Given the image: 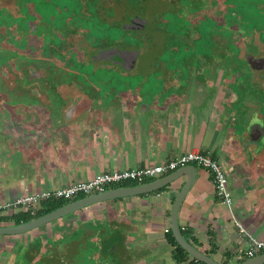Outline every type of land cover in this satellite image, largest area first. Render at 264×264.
<instances>
[{"label": "crops", "instance_id": "obj_1", "mask_svg": "<svg viewBox=\"0 0 264 264\" xmlns=\"http://www.w3.org/2000/svg\"><path fill=\"white\" fill-rule=\"evenodd\" d=\"M136 68L141 79L112 82L106 96L81 101L83 106L47 139L36 142L30 136L20 144L16 131L4 138L0 130V205L100 172L155 165L193 149L206 151L224 168L232 193L230 208L216 195L212 173L196 164L193 170L188 163L142 182L111 185L107 189L180 173L167 186L91 204L65 215V222L72 219L80 225L101 217L108 226H121L120 245L109 241L97 254L107 264H191L194 259L188 253L182 262L175 261L177 245L168 238L170 233L173 236L172 203L188 181L191 185L176 215L185 238L225 264L250 258L244 253L248 239L239 233L232 214L247 231L264 238V142H258L253 127L244 133L242 123L248 121L238 118L236 106H230L227 70L187 66L179 74L172 68ZM37 234H31V240L39 243ZM23 239L24 233L0 234V263L15 264L19 244L26 247Z\"/></svg>", "mask_w": 264, "mask_h": 264}, {"label": "flooded vegetation", "instance_id": "obj_2", "mask_svg": "<svg viewBox=\"0 0 264 264\" xmlns=\"http://www.w3.org/2000/svg\"><path fill=\"white\" fill-rule=\"evenodd\" d=\"M141 1L142 0H16V2H18L19 10L22 12L20 15L15 16L6 6H0V23H4L7 27L15 25L14 31L10 32L7 30V33L5 34L6 36L0 37V51H4L5 48H9L7 51L9 50L10 53L14 54L16 51H21V54H18V57L21 60H27V65L30 64V62H39L43 65L46 61H42L38 58L39 54L43 53L47 55L48 53L53 52L55 59L64 61L65 65L69 62V58L70 62L72 61L79 66L81 71H86L84 69L88 68V66L79 63L80 59H78V56L76 55L81 54L83 50H76L65 54L56 49L62 41L63 33L61 28L63 26L71 25L79 32L82 29L85 30L93 43H97V39L104 36L103 34H106L105 32L119 33L121 31L129 34V36L130 34L132 37L134 36V40L143 39V43H151L145 46L154 47L156 44L155 35L152 34V30L149 29L153 28V26L151 25V27H149L145 22H148L151 17L160 18L163 15L164 17H167V15L173 14L172 16L175 17L178 22H182L187 26L188 35L186 37H177L178 34L176 32H169L166 29L164 30V34L162 33V35H164L163 40L167 41L168 39H171V43L165 45L172 50V53L167 60H174L175 57H179L178 54L180 52L185 54V52H189L193 47L197 48L199 46L210 48L204 50L192 49L194 54L191 55V57L194 58L197 57V55H201L205 58L213 51L218 52L217 54L221 55L224 50H219L217 48L218 41L216 40L215 34L221 35L231 21V16H234L238 12L240 13V11L245 12L246 9V19L240 17L241 19L238 18V20L254 29V31L256 30L254 46L249 47L250 45H246L243 42L244 39L239 33L230 31L225 39L228 48L223 53L227 54L231 51V48L235 51L239 50L238 45H236L237 43L233 42V40H238L239 42L242 41V47L245 48H242L241 50L244 55L235 60L234 64H213L211 62L210 64H205L200 63L198 59L196 62H193L192 59V62L190 63H185L186 60H184V64L159 63V61L157 63H154V61L147 63L149 62V56H145L147 60H143L142 56L150 55L151 50L144 48L140 49L144 45L124 43L120 45L119 49H123L124 51L120 53L117 52V54L113 52V46L119 42L115 39L107 38V44L112 45L110 47L106 44L100 46L102 50L104 49L105 55L108 56V64L105 65V67H96V70H93V68L91 69L89 66V69L93 70L92 74L98 69H101L102 72L118 71L120 73L122 72L124 75L129 73L132 76L139 75V77L142 78V73L139 71L136 72L138 69L136 68L137 66L172 68L176 70V73L184 70L187 66H210L212 67L211 70L214 69V67H222L226 69L236 66H240L241 68L242 66H246L247 69L240 70L242 85L240 88L242 93L236 101L239 105H235L236 108L239 109L237 116L238 118L246 119V121L249 119V113L256 112L257 114L264 116V79L258 78L256 79V82H253V79L250 78V75H254L253 68H264V0H224L223 3H220L221 0L220 2H218L219 0H182L184 1V4L178 2L179 0H172L171 3L168 2V4H170L169 7L161 9L158 12V15L153 14L148 18L145 17L146 11ZM26 2H32L34 7L39 9L36 10L39 12V15L29 12L26 7ZM161 2H164V0H161ZM224 3L226 4L225 6H223ZM81 4L84 8L81 7ZM72 5H76L77 9L74 10ZM117 7L119 8V11L116 10ZM139 7H142V9L139 10ZM213 9L215 12L212 11ZM100 10L104 12V18H101L99 14ZM149 31L151 36H149ZM14 32L15 34L18 32L20 33L19 39H14ZM29 35L32 36V38ZM33 37H38L39 42H33V40H36ZM11 46H13L12 52L10 48ZM165 46L164 49L166 48ZM211 48H213V51H210ZM88 52H91L90 49ZM158 52L157 49L156 53ZM28 53L30 55H28ZM186 54L188 55V53ZM246 54H248L251 59H249L248 56L245 57ZM110 55H112V57H110ZM175 60L178 61L177 58ZM100 66L102 65L100 64ZM107 74L110 75H108V77L107 75H104V78L101 79L97 78V82L96 80H78L77 76L67 74V72L65 74H60L58 80L53 81H51L53 78L50 73L36 77V80L38 81L49 80L51 85L59 88L61 87V90L64 91L63 94L58 95L51 86V89L50 87H47L46 89L48 103L46 102L47 105L45 108L48 114L51 115L52 119L55 120L53 121V124H55L54 129L56 130L54 131L55 133L58 132L59 128L65 125L64 123L77 112L78 107L83 106V104H79L81 101L88 102L97 96H106L108 91L107 85H110L112 82L134 80V78L110 80L109 78L114 77L111 76V73ZM150 74L153 76L157 73ZM126 76L132 77L129 75ZM246 78L250 80L248 81ZM30 79L32 78H30L29 75L21 76L22 82L27 83ZM245 81L248 82L245 84ZM66 89L70 92L69 95H66ZM244 89L247 90L244 92ZM50 95L60 97L61 101L58 100L57 102L53 98L51 99L49 97ZM243 98L246 99L242 100ZM5 99L7 100L8 98ZM7 102H13V99L10 98ZM55 107L56 110L51 114L49 111ZM256 125L257 128L253 127V130L262 138V136H264V120L257 119ZM17 131L18 130H16V134L18 136ZM19 142L21 144L26 142V140H19ZM75 196L69 198V200L62 198L41 199L32 209L21 207L0 208V222H8L9 219L11 220V222L6 225L0 223V226H15L20 223L28 222L62 206L65 203L79 199ZM48 201H61L62 203L45 213L38 214L42 209V203ZM18 217L20 218L19 222L16 220ZM63 217L56 218L50 222L16 234H3L21 235L24 233L25 235V239L23 240L26 247H24L23 244H19V247L14 253L15 264H107L102 261L104 258L97 254H99L109 241L115 243V246L120 245V242L123 241L122 238L124 235L121 226H108L109 224H107L105 218L101 219V217H94L93 219H90V221L80 225H76L73 220V226L69 227L72 225V219L65 222L68 218ZM43 230H49V236L45 235L46 232L42 233ZM34 233H38L37 235L40 239L39 243L36 239H33L35 242L31 240V234ZM76 239L78 240V243L82 244V249L78 250V248H76ZM115 264L122 263L116 262Z\"/></svg>", "mask_w": 264, "mask_h": 264}, {"label": "rangeland", "instance_id": "obj_3", "mask_svg": "<svg viewBox=\"0 0 264 264\" xmlns=\"http://www.w3.org/2000/svg\"><path fill=\"white\" fill-rule=\"evenodd\" d=\"M223 1L224 0H221L220 2L219 0L218 2L223 3ZM168 2L171 3L172 0H164V2H161V0H142L141 3L146 11L145 17L146 18L151 17L153 14L158 15V12L161 9L167 8L170 6ZM178 2H181L182 4H184V1L182 0H179ZM3 5L6 6L9 10H11L12 14L15 16L20 15V13H22L19 10L18 2H16V0H0V6H3ZM225 5L226 4L224 3L223 6ZM26 7L29 10V12H33L36 15H39V12L36 11L39 9L34 7L32 2H26ZM81 7L84 8L82 4H81ZM72 8L76 10L77 6L72 5ZM118 9L119 8L117 7L116 10L119 11ZM140 9H142V7H139V10ZM69 10H70V7H69ZM212 11L215 12L214 9ZM246 11L247 10L245 9V12ZM166 12L169 13L168 11ZM245 12L240 11V13L238 12L235 14L236 16L235 15L231 16L232 22L231 21L229 22V24L226 26L222 34L221 35L215 34L216 40L218 41L217 48L219 50H224L223 52L227 50L228 48L227 41L225 39H226V35H228L230 31L239 33L244 39L243 42L246 45H250L249 47L254 46V36H255L256 30L254 31V29L250 28L249 26L245 25V23H242L238 20V18L240 17H242V19H246ZM99 14L101 18L102 17L104 18L105 16L104 12L100 10ZM170 15H167V17H164L163 15L160 18L151 17L148 22L147 21L145 22L147 23V25H149V27H151V25L153 26V28H149V29L152 30V34L155 35V41H156V44L154 45L155 48L145 46L151 43H145V42L143 43V39L134 40V36L132 37L131 34L129 36V34L125 32H121V31L119 33L105 32L106 34H103L104 36L97 39L98 40L97 43L96 42L93 43L90 37H88L89 35L86 33L85 30L82 29L79 32L78 30H75V28L72 27L71 25L63 26L61 28L62 33H63L62 41H61V44L56 49L60 51L61 53H65V54L76 51V50H79V51L83 50L81 54H76V55L78 56V59H80L79 63H83L84 65L88 66V68L84 69L86 71H81L79 66H77L72 61L70 62L69 58H68L69 62L66 61L67 64L65 65L64 61L55 59V57L53 56V52H50L47 55L43 53L39 54L38 58H40L42 61H46V63H43V65H41L39 62L37 63L30 62V64L27 65L28 63L27 60H21L18 57L19 56L18 54H21V51L20 52L16 51L15 54L10 53L9 50L7 51V49L9 48H5L4 51H0V129L2 130L4 138L9 137L12 129L15 131L18 130L17 131L18 138L20 141L21 140L25 141L27 138L29 139L30 136H32L36 140V142H39L43 138H49L55 134L54 132L56 131L54 129L55 124H53V121L55 120L52 119L51 115L48 114L45 108V106L48 103V99H47L48 94H47L46 89L47 87L51 86L52 89H54L58 95L63 94L64 91L61 90L62 89L61 87L59 88L57 86L55 87L54 85H51L49 80L38 81L36 80V77H39L42 75L44 76L46 73H50L53 78L52 80L51 79L50 80L53 81V80H58V77L60 76V74H65L67 72V74L77 76L78 80L83 79V81L84 80L95 81L97 78L99 79L104 78V75H107L108 77V75L110 74H107V73H111V76L114 77V78H109L110 80L112 79L113 80L114 79L123 80L126 78L141 79L139 75L132 76L131 74L124 72L126 73V75L132 76V77H127L122 72L121 73L118 71L102 72L101 69H98L97 71L94 72V74H92L93 70L97 69L96 67H105V65L108 64L107 63L108 56L105 55L104 49L102 50L100 46V45L106 44L108 45V47H110L112 45V44H107L108 43L107 38L115 39L117 42H119L118 44H115L113 46L114 53L123 52L124 51L123 49L121 50L119 49H120V45L124 43L134 44V45H144L140 49L144 48V49L151 50L150 55L142 56L143 60H147L145 56L146 57L149 56L148 57L149 62L147 63H150L152 61H154V63H157L159 61V63L184 64V60H186L185 63H190L192 62V59H193V62H196L198 59L200 63H205V64H210L211 62L213 64H230L231 65V64H234L235 60H237L240 56L244 55V53L242 54V51H241L242 48H244L242 47L243 42L242 41L239 42L238 40L237 41L233 40V42L237 43L236 45H238L239 47V50L237 51L231 48V51L228 52L227 54H224L222 52L221 55H218L217 54L218 52L213 51V48H211L210 51H213V52H210L209 56H206L205 58H203L201 55L200 56L197 55V57H194V58L191 57V55L194 54V52H192V49L204 50V49L210 48V47L205 48V47L199 46L197 48L193 47L192 49H190L189 52H185V54L180 52L178 54L179 57H175L174 60H167V58L171 55L172 50L167 48L165 45H169L171 43V39H168L167 41L163 40L164 35H162V33L164 34V30L166 29L169 32L170 31L176 32L178 34L177 37L179 36L186 37L188 35L187 26H185L182 22H178L176 18L172 16L173 14H170ZM14 26L15 25H11L10 27H7L4 23H0V37L6 36L5 34L7 33V30H9L10 32L14 31ZM14 36H15L14 39H19L20 33L18 32L15 34L14 32ZM149 36H151L150 31H149ZM30 37L32 38V36ZM33 38L36 39V40H33V42L35 43L39 42L38 37L37 38L33 37ZM164 46L166 47L165 49H164ZM10 48L12 52L13 46H11ZM89 49L91 51L90 53L88 52ZM157 49L159 51L158 53H156ZM186 53H188V55ZM28 55L30 54L28 53ZM247 56L249 57V59H251V57L248 54L245 55V57ZM110 57H112V55H110ZM176 58L178 59V61L175 60ZM100 64L102 66H100ZM89 66L91 67V69L93 68V70L89 69L90 68ZM241 69L244 70V69H247V67L242 66L241 68L240 66H236L233 68L232 67L226 68L227 81L232 91L230 93V96L232 98L230 106L232 105L233 107L235 105L237 106L239 105L236 103V98L240 96L242 93L241 88H240L242 86L241 78H240ZM253 69H254L253 71L254 75H250V78L253 79V82H256V79L258 78L264 79V68H260V69L253 68ZM101 74H102V77H101ZM22 75H29L30 78L32 79H30L29 82L27 83L22 82L21 81ZM150 79H153V78H150ZM246 80L249 81L250 79L246 78ZM97 81L98 80H96V82ZM248 81H245V84ZM246 90L247 89H244V92ZM69 94L70 92L66 89V95H69ZM49 97L51 99L53 98L57 102L58 100L61 99L58 96L50 95ZM5 98H8V99L12 98L13 102H7L8 99L6 100ZM245 99L246 98H243L242 100H245ZM55 110H56V107L54 109H51V111L49 112L53 114V111ZM248 118H249L247 119L248 122L242 123L244 127L243 128L244 133L247 132L246 135L248 134L250 129H252V127L257 128V125H256L257 119L264 120V116L261 114H257L256 112H253V113H249ZM255 133L256 132L253 131V134ZM258 142L259 143L263 142L261 137H259ZM71 224L72 225H70L69 227L73 226L74 224L73 220H71ZM45 232H46L45 235L49 236V230H45V231L43 230L42 233H45ZM1 264H4V263H1Z\"/></svg>", "mask_w": 264, "mask_h": 264}, {"label": "built area", "instance_id": "obj_4", "mask_svg": "<svg viewBox=\"0 0 264 264\" xmlns=\"http://www.w3.org/2000/svg\"><path fill=\"white\" fill-rule=\"evenodd\" d=\"M196 164L208 169L212 173V182L216 195L230 208L232 204V193L228 186L227 177L221 164L210 152L200 150H188L175 158L155 165L143 167L116 169L95 174L87 180H76L64 187L52 189H40L31 193L17 196L10 202L0 205V208H28L32 209L41 199L62 198L69 199L79 194L100 192L111 185L121 184L127 181L142 182L146 178L158 176L169 172L185 164ZM233 222L239 233L248 239L247 248L244 253L253 257L264 251V238H258L251 234L243 224L232 214Z\"/></svg>", "mask_w": 264, "mask_h": 264}, {"label": "water", "instance_id": "obj_5", "mask_svg": "<svg viewBox=\"0 0 264 264\" xmlns=\"http://www.w3.org/2000/svg\"><path fill=\"white\" fill-rule=\"evenodd\" d=\"M191 167L194 170V165L191 164ZM180 175L179 171H174L170 174L164 175L162 177H158L150 182H145L137 185L131 186H120L109 188L100 192L92 193L81 197L79 199L70 201L68 203L63 204L60 207L55 208L35 219H32L28 222L20 223L18 225L12 226H0V234H16L18 232L42 225L44 223L50 222L56 218L63 217L69 213L80 210L84 207H87L91 204L98 203L101 201H105L108 199H114L122 196H131L138 195L143 193H149L155 191L161 187L169 185L172 181L178 178ZM191 183L188 181L183 184L177 193L173 203L172 209L170 212L171 219V231L177 242V244L183 248L193 259L197 261L204 262L206 264H225L213 259L211 256L205 254L200 249L196 248L192 243H190L182 233L180 227L178 226L176 215L178 211V207L180 205L181 200L183 199L185 193L190 187ZM235 215V214H234ZM236 217V216H235ZM239 221L240 219L236 217ZM241 222V221H240ZM242 223V222H241ZM244 226V225H243ZM264 263V253L259 255H255L250 257L244 261H241L237 264H263ZM1 264V263H0ZM6 264V263H4ZM9 264V263H7ZM11 264V263H10Z\"/></svg>", "mask_w": 264, "mask_h": 264}, {"label": "trees", "instance_id": "obj_6", "mask_svg": "<svg viewBox=\"0 0 264 264\" xmlns=\"http://www.w3.org/2000/svg\"><path fill=\"white\" fill-rule=\"evenodd\" d=\"M62 202L61 201H58V202H55V201H48V202H43L42 203V209L38 212V214H42V213H45L57 206H59ZM17 222L20 221V218L18 217L17 219ZM168 238L171 242H173L174 244L177 245L176 247V250L173 252V258L175 259L176 262H182L184 260V258L186 257L187 255V252L181 248L175 241L174 237L171 235V233L168 235ZM191 264H206L204 262H201V261H197V260H192Z\"/></svg>", "mask_w": 264, "mask_h": 264}]
</instances>
